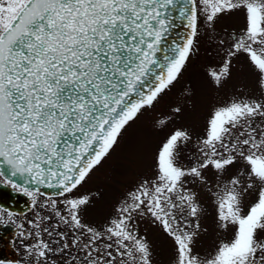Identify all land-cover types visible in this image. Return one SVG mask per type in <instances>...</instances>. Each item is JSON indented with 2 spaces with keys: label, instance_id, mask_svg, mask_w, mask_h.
<instances>
[{
  "label": "snow or ice",
  "instance_id": "6c2138e0",
  "mask_svg": "<svg viewBox=\"0 0 264 264\" xmlns=\"http://www.w3.org/2000/svg\"><path fill=\"white\" fill-rule=\"evenodd\" d=\"M234 12L243 27L230 36L220 71L209 75L219 85L231 59L243 55L264 91V0H0V187L10 185L36 209L27 223L37 242L25 247L34 264H153L149 244L134 230L145 215L172 240L175 264H264V127L252 123L264 118V102L244 99L213 110L196 167L180 166V145L190 137L172 131L156 149L155 179L130 192L102 232L82 223L89 198L74 195L126 128L181 76L201 20L212 27ZM177 20L189 30L182 43L169 40ZM237 160L244 171L212 193L225 238L201 256L194 250L200 224L187 220L200 208L185 178L202 180L209 167L223 173ZM250 192L255 199L245 203ZM7 217L22 243L33 234L11 211ZM52 217L59 224H46ZM60 225L64 231L56 230Z\"/></svg>",
  "mask_w": 264,
  "mask_h": 264
},
{
  "label": "rangeland",
  "instance_id": "374dc122",
  "mask_svg": "<svg viewBox=\"0 0 264 264\" xmlns=\"http://www.w3.org/2000/svg\"><path fill=\"white\" fill-rule=\"evenodd\" d=\"M242 27L243 17L238 12L220 16L212 27L201 20L199 35L181 76L170 90L161 95L154 107L143 111L126 128L111 154L74 192L76 196L89 198V203L80 213L82 223L102 232L118 217L117 209L125 202H130L129 193L134 192L145 180L155 179L156 149L172 131L183 130L190 137L180 145L178 163L185 169L196 167L203 158L200 141L213 110L244 99L264 102V91L258 88L256 75L243 55L231 59L230 75L222 79L219 85L209 75L210 72H219L228 59L226 52L231 40L226 31L232 30L239 34ZM221 41L226 43L221 44ZM175 107H180L181 112L173 113ZM160 119H164L166 125L157 126L156 122ZM252 123L264 127V118L257 117ZM235 135L240 136V132ZM244 169V162L237 160L223 173L209 167L202 170V180L191 176L185 178V188L194 195L200 208L198 218L187 217V220L192 227L196 223L200 224L194 250L201 256L212 252L226 235L218 226L212 193ZM254 199L255 193L250 192L245 197V203ZM48 215L51 216L50 213ZM184 218L182 216L181 220ZM51 223L57 225L59 221L52 217L46 224ZM58 228L65 230L63 225ZM134 230L149 244L153 264H175L172 240L150 215L137 217Z\"/></svg>",
  "mask_w": 264,
  "mask_h": 264
},
{
  "label": "flooded vegetation",
  "instance_id": "af4514ba",
  "mask_svg": "<svg viewBox=\"0 0 264 264\" xmlns=\"http://www.w3.org/2000/svg\"><path fill=\"white\" fill-rule=\"evenodd\" d=\"M229 36L237 34L235 31L227 30ZM42 191V190H41ZM43 192V191H42ZM51 194V193H46ZM40 201L45 200L46 196H37ZM58 199L57 197H53ZM30 202V207L24 209V201ZM27 202V203H28ZM10 204V207H9ZM0 209L6 211L0 212V216L3 217L4 223H0V264H29L34 263V259L27 255L25 247L33 245L37 242L35 236V229L32 225L27 223L28 220H35L34 215L36 209L32 207L31 198L25 196L23 193L14 190L10 185L0 187ZM7 211L13 213V220L17 223H23L25 225L24 231L26 233H33L23 241L20 240L19 232L20 229L15 224L11 223L7 217ZM48 213H41V215ZM50 225H55L51 223ZM57 231H62L57 228ZM42 239L48 240L49 237L46 233H42Z\"/></svg>",
  "mask_w": 264,
  "mask_h": 264
},
{
  "label": "water",
  "instance_id": "95a60500",
  "mask_svg": "<svg viewBox=\"0 0 264 264\" xmlns=\"http://www.w3.org/2000/svg\"><path fill=\"white\" fill-rule=\"evenodd\" d=\"M177 27L170 30L169 33V40H175L177 43H182L183 42V37H185L189 30L186 27H183L182 24L183 22L180 20H177L176 22ZM17 180L18 183H23L24 186L29 187V188H35V185H27L26 183H24V181L20 178V177H16L15 178ZM44 193H52L53 190L51 189H46V188H42L41 189ZM28 202V201H27ZM26 200L23 202L24 203V209L30 207V202L27 203ZM10 207V204H9Z\"/></svg>",
  "mask_w": 264,
  "mask_h": 264
}]
</instances>
